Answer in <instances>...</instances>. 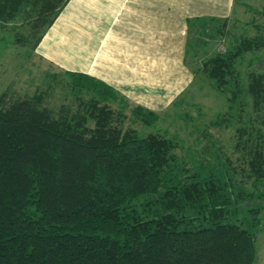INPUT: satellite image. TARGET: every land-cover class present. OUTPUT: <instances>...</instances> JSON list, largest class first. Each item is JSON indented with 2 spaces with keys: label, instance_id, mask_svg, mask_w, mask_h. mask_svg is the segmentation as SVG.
I'll use <instances>...</instances> for the list:
<instances>
[{
  "label": "trees",
  "instance_id": "trees-1",
  "mask_svg": "<svg viewBox=\"0 0 264 264\" xmlns=\"http://www.w3.org/2000/svg\"><path fill=\"white\" fill-rule=\"evenodd\" d=\"M68 2L0 0V23L27 18L28 35L17 40L33 39L35 50ZM216 21L188 26L205 30ZM263 46V37H242L203 64L226 95L222 121L230 124L236 108L247 113L251 100L256 119L243 118L236 148L254 189L264 181V74L251 73L244 84L235 66ZM65 76L74 93L90 92L81 108L54 112L42 95L0 96V264L256 263L252 229L261 206L246 210L252 227L237 223L240 206L255 197L234 180L237 169H187L173 140L114 123L108 103L122 99L110 86L83 73ZM132 114L145 126L159 120L139 106Z\"/></svg>",
  "mask_w": 264,
  "mask_h": 264
},
{
  "label": "rangeland",
  "instance_id": "rangeland-1",
  "mask_svg": "<svg viewBox=\"0 0 264 264\" xmlns=\"http://www.w3.org/2000/svg\"><path fill=\"white\" fill-rule=\"evenodd\" d=\"M227 21L225 24L223 20L211 24L205 22V30L199 24H192L185 62L193 79L188 89L172 104L154 111L118 93L122 101L109 102L108 105L115 111L114 120L115 117L117 120L114 123L121 129H133L140 137L156 134L173 140L177 146L175 156L187 169L223 165L237 169L234 180L237 183L241 181L243 188L255 195L240 206L237 223L245 228L252 227L254 222L246 210L261 206L252 230L256 236L255 264H264V198H258L260 193H264V181L254 189V179L242 177L244 173L241 170L245 164L242 153L236 148V129L244 121L243 118L248 115L250 122L256 119L251 100L247 101V113L241 116L239 108H236V118H231L230 124H226L225 120L222 121L228 114L226 95L215 89L213 80L203 70L206 61L228 51L242 37L264 38V0H237L233 15ZM30 23L25 17L7 24L0 23V96L42 95L45 99L43 105L54 112L63 107L69 110L81 108L80 103L90 98V92L74 93L65 70L32 49L33 39L24 43L17 40L28 35ZM235 68L244 84L249 74H264V46L247 53L238 60ZM136 106L155 112L159 120L152 126H145L132 114ZM116 113H121V116ZM89 123L93 125L92 120Z\"/></svg>",
  "mask_w": 264,
  "mask_h": 264
},
{
  "label": "crops",
  "instance_id": "crops-1",
  "mask_svg": "<svg viewBox=\"0 0 264 264\" xmlns=\"http://www.w3.org/2000/svg\"><path fill=\"white\" fill-rule=\"evenodd\" d=\"M236 1L69 0L36 50L158 111L192 83L185 62L189 21L228 20Z\"/></svg>",
  "mask_w": 264,
  "mask_h": 264
}]
</instances>
